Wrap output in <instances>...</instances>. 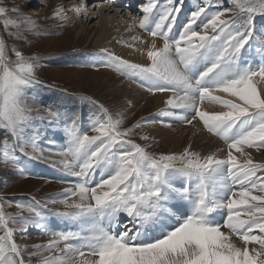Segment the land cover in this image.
I'll return each instance as SVG.
<instances>
[{
    "label": "snow or ice",
    "instance_id": "obj_1",
    "mask_svg": "<svg viewBox=\"0 0 264 264\" xmlns=\"http://www.w3.org/2000/svg\"><path fill=\"white\" fill-rule=\"evenodd\" d=\"M230 3L227 8L219 0H197L181 21L186 0H146L138 26L151 40H140L144 47L136 49L145 62L101 49L104 56L91 66L111 68L153 95H167L161 119L141 118L122 129V112L82 96L98 110L89 125L95 135L80 130L77 113L37 106L30 91L47 87L37 75L42 57L25 55L0 35V129L6 133L0 163L29 175L22 156L50 159L40 147L47 132L39 122L47 121L53 134L63 130L66 141L49 153L62 157L56 163L78 181L43 205L16 203V213L6 211L11 203L0 202V264H264V162L248 151H264V25L258 28L255 20L264 17V0ZM71 10L85 12L83 0ZM54 16L69 19L63 8ZM0 19L14 39L41 34L31 17L3 0ZM194 121L224 141L223 159L191 145L179 154L156 155L131 139L145 123ZM49 203L61 205L51 215L73 227L53 228ZM30 229L51 238L18 243L16 233L24 238Z\"/></svg>",
    "mask_w": 264,
    "mask_h": 264
},
{
    "label": "rangeland",
    "instance_id": "obj_2",
    "mask_svg": "<svg viewBox=\"0 0 264 264\" xmlns=\"http://www.w3.org/2000/svg\"><path fill=\"white\" fill-rule=\"evenodd\" d=\"M70 1L73 2L75 0H66L63 5L60 3V0H3V4L8 8L18 6L22 13L31 17L39 26L41 34L37 35L32 32H24V39H14L8 36L4 29L3 20L0 19V35L4 36L10 47L15 46L25 55H38L42 57L40 60L41 67L37 69V75L43 82V85H47V87L37 86L30 91L31 96L37 101V106L43 105L62 113H77L81 116V120L79 121L80 130L82 132H87L88 135H95L96 133L90 130L89 125L90 120L95 115H98V110L93 104L80 99V97H91L103 104L113 113L122 112L124 108L129 107V100H127L126 94L121 90L123 82L118 81L117 84L112 82L113 79H111V83L110 81L108 83L100 82L102 79L100 81L92 79L94 76L99 77V74L92 75L91 71L109 69L123 80L138 84L133 82L132 79H129L128 76L121 75L111 68L101 67L99 65L95 67L91 66L94 58L104 56V53L101 52L102 48H114L111 47L112 43L107 42L106 39L98 41L99 33L102 32V28L99 26L100 20H102L103 13L106 14L107 17L116 18L117 21H114L115 26L112 28L113 30H118L121 23L119 21L121 18H126L124 14L134 16L136 23H138L142 16L141 8L144 4L137 5V9H135L133 8L135 5H133L131 0H124L121 7L125 10L117 7H112V9L108 10L106 6L110 4L109 2H102V0H83L85 1V12L89 11L95 14L94 17L88 19L85 12L77 15L73 13V11H70L71 8L67 7ZM196 2L197 0H186L184 6L185 10L183 12L185 17L188 15V10L193 8ZM227 3L228 2L224 3L223 6L231 8V6H227ZM65 4L67 5L64 6ZM74 4H76L75 6H79L81 0H76ZM109 7L111 6L109 5ZM57 8H63L65 14L71 18L70 20L74 19L76 22L71 25L68 22L69 20L62 21L54 16V12ZM127 8H131L132 11L130 9L126 10ZM118 9L122 11V14H120L121 16L116 14ZM8 15L15 18L16 13L10 12ZM135 27H137L140 32L148 35V33L138 27V25ZM133 29L134 25L131 27V30ZM9 31L16 32L17 29L10 28ZM117 33L119 32L117 31ZM138 39L144 40L142 37H138ZM116 49L119 50L120 47H116ZM130 62L134 63L133 61ZM79 69L82 70V72H78L80 74L76 73ZM58 70L62 72H56ZM79 88L83 91L76 90ZM163 106L164 105L157 108L156 111L149 113L146 112L151 108L145 109L144 111L146 114L144 115H141L140 111H136L124 117L121 126L122 129L132 127V125L141 120V118H146L147 120L161 119L157 114ZM39 123L42 131L46 130L47 132V136L42 137L40 140V147L44 149V155L50 156L51 158L28 160L27 157L22 156L21 163L27 162L28 171L31 173L29 175H20L16 169L0 163V202H9L12 204L11 207L6 208L7 212L16 213L18 211L15 207L16 203L33 205L37 201H40V204H45L48 203L51 198H60V194L63 192L56 193L58 190L62 191L68 184L71 185L70 182H73V184L78 182L76 177L67 174L62 170V167L56 163L62 159V157L58 154L49 153L48 151L49 148L59 149L66 143L62 142L65 141V133L60 129L53 134V128L47 121ZM146 124L147 123H145V125ZM143 125L141 128L135 129L131 139L142 146L150 145L147 150L156 155L161 153L167 154L164 153L155 139L149 137V140L145 141L140 138L142 135H145L146 131ZM172 125L187 126L190 124L172 122ZM5 135V130L0 129V142L5 139ZM213 137L218 138L216 136ZM50 139L54 140L55 143H50ZM218 139L221 140L220 138ZM225 147L227 146L225 145ZM54 163H56V166H53ZM97 176H99V178ZM99 179L100 175L94 176V180L98 181ZM49 207L52 208L53 205L49 203ZM56 207L62 209L61 205H57ZM24 215H28V213L25 212ZM223 219L224 216L221 215L220 222H222ZM14 227H18V225ZM29 233L31 234L30 238H28V233L24 235V238H21V234L17 232V242L28 244L29 246L38 243H46V240H39L37 238V232L32 233L29 231ZM29 250H31V248ZM45 255H48V253H45ZM31 259L35 262L39 260L40 257H32Z\"/></svg>",
    "mask_w": 264,
    "mask_h": 264
},
{
    "label": "bare ground",
    "instance_id": "obj_3",
    "mask_svg": "<svg viewBox=\"0 0 264 264\" xmlns=\"http://www.w3.org/2000/svg\"><path fill=\"white\" fill-rule=\"evenodd\" d=\"M60 1L62 5L66 2V0H60ZM103 1L110 3L109 5L111 7H109V5L107 6L104 5L107 7L106 9L108 10L112 9V7L122 8L121 6H122V3L124 2V0H117V1L116 0H102V2ZM74 2H76V0L73 2L70 1L69 5L65 4L64 6L67 5V7H70L72 9L76 5L74 4ZM83 2L85 4V1ZM131 2L133 3V5L136 6V7L134 6L133 8L137 9V5L139 6V4L140 5L145 4L146 0H131ZM128 7H132V6H128ZM122 9L125 10L124 8ZM128 9L131 10V8H127L126 10ZM73 13L75 12L73 11ZM116 14L120 15L122 14V11L118 9L116 11ZM85 15L87 16L88 19H91L92 17H94L95 14L87 11L85 12ZM124 16H126V18L125 19L121 18V20L119 21L121 23L119 25L118 30H113L112 28L115 26V22L117 21V19L114 17L113 18L107 17V15L103 13L102 20H100V24H99V26L102 28V32L99 33L98 41L106 39L107 42L112 43L111 47H114V48H102V49H107L108 51L114 52L115 54L119 55L123 59L133 61L134 63H143L145 62V57L141 55V53L137 51L136 49L143 48L144 46L140 44L139 42L140 39L133 40L132 38L142 37L144 40L150 42L151 37H149V35L144 34L143 32H140L138 28L135 27L136 25L139 24V22L136 23L134 25V29L131 30V27L133 25L132 21H133L134 16H129L127 14H124ZM184 18H185V15L182 13L181 21H183ZM70 19L71 18L69 17L68 22L69 24L73 25V23L76 21L73 18H72L73 20H70ZM117 31L119 33H117ZM158 43H161V42L158 41ZM129 45H133V46H129ZM102 47H105V46H102ZM116 47H120V49L118 50L116 49ZM56 72H62V71L58 70ZM78 72H82V70L79 69L78 71H76V73ZM91 74L92 75L99 74V77L94 76L92 79H97L98 81L102 79L100 82H103V83H108L109 81L111 83V79H113L112 82L117 83V84H118V81L123 82L121 86V90L126 94L128 98L127 100L131 101V105H132L131 107H127V108H124V110H122L124 117H127L135 113L136 111H140L141 115L156 111L157 108L163 105V100L167 99V95L162 94V93H157L153 95L145 91L144 89H142L138 84H133L128 80H123L119 76H116L109 69H99L97 71L92 70ZM76 90L83 91L80 88ZM208 107L211 108L213 106H208ZM148 108H151V109L145 113L144 110ZM143 127L146 128L145 135H148L150 138L155 139L159 143V146L164 151V153H167V154L180 153L189 145H191V149L194 151L200 152L201 154L216 153L217 157L221 159H223L227 153V147H225L224 141L213 137L210 133H208L206 130L203 129L201 124L197 123L196 121H194L193 124H190L187 126L172 125L171 127H167L163 124L147 123L146 125L144 124ZM62 142L65 143L66 141H62ZM248 151L251 152V155L254 161L256 162L264 161V151L258 152L254 149L248 150ZM242 159L243 158H241V160ZM72 185L73 183L71 182V185L68 184L65 188L71 187ZM65 188H63L62 191L58 190L56 193H62ZM237 189H238V186H237ZM56 206L57 205L53 207H56ZM52 208H49V211L46 213L49 215L50 225L54 226L53 228L60 227V226H66V223L63 220L51 215ZM121 219L126 220L127 218L122 216ZM52 220H55L54 221L55 223L51 222ZM71 227H73V225H71ZM222 230L226 231L225 229H222ZM29 231L33 232V231H36V229H30ZM28 235H29L28 238H30L31 234L28 233ZM50 238H51L50 236L48 237L45 236L39 240H46V243H47V241ZM252 246L253 245H249L250 248Z\"/></svg>",
    "mask_w": 264,
    "mask_h": 264
},
{
    "label": "trees",
    "instance_id": "obj_4",
    "mask_svg": "<svg viewBox=\"0 0 264 264\" xmlns=\"http://www.w3.org/2000/svg\"><path fill=\"white\" fill-rule=\"evenodd\" d=\"M224 1H225V0H219V2L222 3V4H223ZM230 6L232 7L233 5L230 3ZM263 18H264V17H261V16H259V15L255 18V20H256V26H257L258 28L262 25V20H263Z\"/></svg>",
    "mask_w": 264,
    "mask_h": 264
}]
</instances>
